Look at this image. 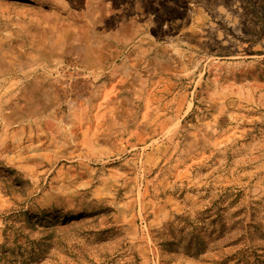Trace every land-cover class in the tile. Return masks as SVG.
Segmentation results:
<instances>
[{"label": "rangeland", "instance_id": "374dc122", "mask_svg": "<svg viewBox=\"0 0 264 264\" xmlns=\"http://www.w3.org/2000/svg\"><path fill=\"white\" fill-rule=\"evenodd\" d=\"M0 264H264V0H0Z\"/></svg>", "mask_w": 264, "mask_h": 264}]
</instances>
